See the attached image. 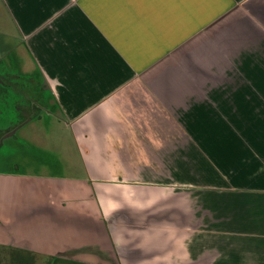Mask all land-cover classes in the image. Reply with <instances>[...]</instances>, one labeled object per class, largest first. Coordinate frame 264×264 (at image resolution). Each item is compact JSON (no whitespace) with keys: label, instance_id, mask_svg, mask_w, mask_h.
<instances>
[{"label":"crops","instance_id":"crops-1","mask_svg":"<svg viewBox=\"0 0 264 264\" xmlns=\"http://www.w3.org/2000/svg\"><path fill=\"white\" fill-rule=\"evenodd\" d=\"M0 5L83 173L40 174L38 157L37 172L0 173L15 185L0 195V244L92 248L116 264H264V0Z\"/></svg>","mask_w":264,"mask_h":264},{"label":"rangeland","instance_id":"rangeland-1","mask_svg":"<svg viewBox=\"0 0 264 264\" xmlns=\"http://www.w3.org/2000/svg\"><path fill=\"white\" fill-rule=\"evenodd\" d=\"M0 18L3 20L6 19L7 21V29L6 31H9L11 37L9 38L11 44L14 46H19V49L22 50L23 52V57L25 59V66L29 74H37L39 75L40 78L43 79L41 76L40 72L38 69L34 67L33 61L30 58V55L27 53L26 48L24 47L21 36L17 32L16 27L14 26V23L8 16V14L5 12L4 6L0 5ZM3 20H0V28L3 26ZM5 21V20H4ZM2 25V26H1ZM4 27V26H3ZM57 121H50V125L48 126L47 123L44 125L41 123L36 130H30L26 131L27 129L22 130V132L19 134L23 139L29 141L31 143L28 145H22V152L21 149L18 148L16 151V148L13 150H9L8 154V160L6 163V166H0V173H6V172H17L22 174V172L26 173H32V172H37V166L34 167V165H29L28 160H35L36 157L40 158L42 162L46 161V167L42 169L40 174H48L57 172L61 175L64 176H70V177H78L80 176L79 174L82 173L81 169V164L79 161V158L76 154L74 144L71 138V135L69 131L63 126L62 119L58 118ZM48 128H47V127ZM31 127V126H30ZM28 128V127H27ZM16 147V144H14ZM33 145V146H32ZM34 149L37 150H50L48 152L53 151L52 153H55V157L57 158L58 161H60L61 167H58L54 159H51V155L47 157H39L34 154ZM8 154L5 153V150H0V156L5 155L7 156ZM109 154V150L107 155ZM111 158L108 159L111 160ZM49 163V165L47 164ZM14 165H16L14 167ZM39 168V167H38ZM18 170V171H17ZM48 171V172H47ZM42 172V173H41ZM25 174V173H23ZM103 178H108L112 179V181L117 180V175L115 173L107 172L106 174L101 175ZM8 181V180H6ZM9 182V181H8ZM15 185H10L8 187V183L5 181L0 182V195L9 196V189L13 188ZM20 187V186H17ZM22 191L18 190V192L15 194L16 197H19ZM0 233L3 234L2 230H0ZM77 238V237H76ZM53 241V237L51 239ZM60 240L66 243L70 244L75 242V239L72 235H60ZM80 241L79 238H77V243ZM54 245L52 248L53 249ZM8 249H18L22 250L18 247H12V246H7L4 244H0V264H9L10 260H8V256L14 255V254H23L21 255L24 259H26L27 263L26 264H83L85 262H78V258L83 257L86 259V257L93 256V260L95 261L96 264H116L114 261L109 262V259L106 255H98V254H93L91 252L92 248H86L83 249L81 252L78 253H55L52 254L50 253H39V252H30L31 254H26L22 253V251H14V250H8ZM63 250V248H61ZM14 251V252H13ZM91 254V255H89ZM19 259V258H18ZM86 261V260H85ZM88 263V262H87Z\"/></svg>","mask_w":264,"mask_h":264},{"label":"flooded vegetation","instance_id":"flooded-vegetation-1","mask_svg":"<svg viewBox=\"0 0 264 264\" xmlns=\"http://www.w3.org/2000/svg\"><path fill=\"white\" fill-rule=\"evenodd\" d=\"M4 20L0 28V150L8 154L15 148L22 152V145H28L19 135L22 130L56 121L57 114L43 79L28 73L21 49L11 44ZM8 157L0 156V166H6Z\"/></svg>","mask_w":264,"mask_h":264},{"label":"trees","instance_id":"trees-1","mask_svg":"<svg viewBox=\"0 0 264 264\" xmlns=\"http://www.w3.org/2000/svg\"><path fill=\"white\" fill-rule=\"evenodd\" d=\"M8 250H14V251H22V253H26V254H31L29 252L23 251V250H18V249H8ZM13 251V252H14ZM11 254V253H10ZM8 256V260H10L9 264H26L27 261L26 259H24L21 255L23 254H14V255H10ZM19 258V259H18Z\"/></svg>","mask_w":264,"mask_h":264}]
</instances>
